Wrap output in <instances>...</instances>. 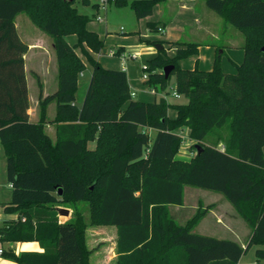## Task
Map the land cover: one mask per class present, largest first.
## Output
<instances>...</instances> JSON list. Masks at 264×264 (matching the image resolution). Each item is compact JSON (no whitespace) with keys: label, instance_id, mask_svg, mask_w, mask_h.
Returning <instances> with one entry per match:
<instances>
[{"label":"trees","instance_id":"16d2710c","mask_svg":"<svg viewBox=\"0 0 264 264\" xmlns=\"http://www.w3.org/2000/svg\"><path fill=\"white\" fill-rule=\"evenodd\" d=\"M108 1L130 6L143 19L165 0ZM204 1L241 32L244 59L232 74L222 70L220 56L209 71L184 69L179 62L197 56L200 44L148 43L162 49L147 61L144 85L165 95L173 78L174 90L186 102L171 104L161 96L151 103L133 100L126 73L94 59L89 51L100 54L104 42L88 29L90 19L77 11L75 0H0V145L12 187L2 208L17 215L0 224V243L38 242L43 250L2 251L6 259L90 264L89 227H115L117 264H238L253 246L255 257L264 260V0ZM19 14L52 39L57 61V90L45 98L40 93L36 123L28 115L23 59L28 46L15 28ZM157 26L147 23L149 30ZM69 36L76 37L74 46ZM163 46L175 48V54L169 56ZM75 50L92 67L81 106L75 96L85 64ZM167 66L174 69L165 78ZM51 103L56 104L50 122L55 141L45 130ZM170 109L176 112L173 119ZM185 129L197 143L189 160L177 158L183 144L177 131ZM212 130L224 151L217 140L214 146L204 144ZM186 185L221 194L232 205L252 230L245 248L193 232L210 206L198 207L183 225L171 217L169 207L183 206ZM76 203L87 206L89 223ZM69 206L71 218L60 222L58 209Z\"/></svg>","mask_w":264,"mask_h":264},{"label":"rangeland","instance_id":"374dc122","mask_svg":"<svg viewBox=\"0 0 264 264\" xmlns=\"http://www.w3.org/2000/svg\"><path fill=\"white\" fill-rule=\"evenodd\" d=\"M97 0H88V3H83L82 0H75L74 7L77 9V11L80 14L86 15L89 19V27L91 31L93 29L97 30L104 39L105 36L103 35V32L105 29L108 30V39L105 41V49H108L106 45L111 44V41H116L115 39H126L129 42V45L131 49L134 47L133 45H138V43H151L155 41H163V40H172V42H182V43H196L200 44V50L197 56H190L182 61L179 62V65L186 69H194L198 68L203 71H207L213 67V61H215L216 57L220 56V64L222 67V70L225 73L232 74L235 73V65H239V59L237 57L240 52L243 54L242 46L244 42L243 35L241 32L233 28L231 26H225L223 21L211 10H209L204 3V0H196L197 1V7L196 12L199 13L201 10V7L205 9L206 12L210 13L209 17H212L214 19H218V28L219 30H212L214 31V34L211 32H206L210 27L207 26V24L204 22L203 19V26L208 27L205 28L203 31L200 30L199 23H194L193 19L189 16L187 12L181 9V2L184 0H166V2L161 3L159 5H156L153 9V16L143 19H137L135 16V13L131 10L130 6H126L123 8H117L114 5H111L108 7V11L105 14H101L102 17H106V20H103L102 22H97L94 20V16L96 14V9L93 7V5L96 3ZM99 2V0H98ZM25 21V26H21V22ZM148 22L156 23L157 25L162 24L164 26V34L157 32L156 30H149L147 27ZM15 24L18 28V25L20 24L19 32L22 34L23 38H25L26 42H30L31 39L34 40L36 37H44L46 39H49L51 41V38L46 35L44 32L40 31L38 28H36L27 18L26 15L20 14L15 19ZM120 27H122L125 31V33H118L120 30ZM94 32V31H93ZM139 32V34L137 33ZM112 37V38H109ZM119 37V38H118ZM126 37V38H125ZM114 38V39H113ZM67 42L71 45L76 42L75 36H69L66 38ZM120 42V41H119ZM227 46V47H226ZM164 50H167V46H163ZM130 49L129 47H126ZM107 51V50H106ZM224 51L222 55H220V52ZM158 52V51H157ZM80 53V51H79ZM90 54L94 55L91 51H89ZM131 54V51L129 53H124V55ZM174 54L171 53L170 56H173ZM82 57L81 55H79ZM242 60V59H241ZM109 56H103L101 59V64L104 65H111L114 64L111 62ZM38 62V58L31 57L29 59V63L27 65L28 72H30L31 69L37 70L36 68H33L36 66ZM241 62V61H240ZM243 62V61H242ZM47 70L49 73L52 72L54 74V63L51 62L48 63ZM87 75V73H85ZM28 81H29V92L28 97L30 101L35 104L37 102V84H35V89H33L32 81L37 83L35 79L32 77V75H28ZM86 78V77H85ZM80 79V78H79ZM174 79L171 78L170 80V87L165 91V95L167 97V101L171 104H177V103H185L186 100L184 98H181L179 100H176L172 97V93L174 91ZM83 89L80 88V92L78 94V97L82 94ZM33 108V109H32ZM30 107L28 111V115H34L35 110L34 107ZM55 114V104H51L48 107V118L51 119ZM188 130L185 129L183 131H177L178 134L182 136L183 144L180 149V153H184L188 156L189 152L191 151V147L193 145H196L197 143L191 139H189L188 136ZM50 133V132H47ZM205 145H211L214 146V130H212L208 137L204 141ZM93 147V145H91ZM191 159V158H190ZM185 189V203L186 207L188 208L185 210L184 218L190 217L193 214V211L190 209V207H200L201 209L204 208V201L210 202V200H214V192L210 190H205L201 188H194L191 186L186 185L184 187ZM200 200V201H199ZM199 201V206H197V202ZM75 206L81 210V213L83 215V219L86 223H89V214L87 206L83 203H76ZM62 209L68 210V215H59V219L61 221H65L66 219H69L72 216V212L74 208L72 206L69 207H62ZM170 214L174 215L175 212L173 208L170 210ZM176 216V214H175ZM186 216V217H185ZM214 219L212 216H208L202 225H210V223ZM179 224L183 223L182 221L176 220ZM103 230V231H102ZM115 227H89L87 230V245L88 248H90L93 252H99L100 250L104 249L105 247L108 248L110 242H111V231L115 232ZM105 231V232H104ZM195 233L199 234H208L207 231H203V229L199 228L194 229ZM106 235L107 240L103 242L101 240V236ZM257 247L253 246L250 247L242 256L241 262L239 264H264V260L257 259L255 257V250ZM95 259V255L92 254L91 261ZM258 261V262H257Z\"/></svg>","mask_w":264,"mask_h":264},{"label":"crops","instance_id":"0c3cea01","mask_svg":"<svg viewBox=\"0 0 264 264\" xmlns=\"http://www.w3.org/2000/svg\"><path fill=\"white\" fill-rule=\"evenodd\" d=\"M164 2H166V0ZM164 2H162V3H164ZM204 3H205V1H204ZM94 5H97V7L95 8L96 14L93 17L94 20L96 21L95 18L99 14L98 0L96 1V3ZM110 6L111 5H109V7ZM196 7H197V1L196 0H184L181 2V9L189 14V16L193 19L194 23H199V25L201 27L200 28L201 31H203L205 28L208 29V27H210L206 32H208V33L211 32L212 34H214V31L212 30V28L215 31L219 30L218 19H215V17H214V19L212 17H209L210 13L206 12L205 9H203V7H201V10L199 11V13L196 12ZM19 15H17L16 18ZM152 16H153V14H152ZM152 16H150V17H152ZM106 17H107V15L104 17V20H106ZM150 17H148V19H150ZM203 19H204V22L207 24L208 27L203 26V22H202ZM223 23L225 24V26H228L224 21H223ZM25 24H26L25 21L21 22V26H25ZM87 27L89 30L92 29L89 27V24ZM157 27H162L163 34H164V26L162 24H159ZM15 28H16L19 39L25 45L28 46V51L23 56L24 71H25V77H26V84H27L28 92H29V86H28V84H29L28 75L29 74L32 75V77L35 79L36 82H37V79H36V77H37L39 79V82L41 85V89H40L38 86V82L35 83L34 81H32L33 89H35L34 86H35V84H37V90L35 89V91L38 92L37 102L35 104H33L29 99V109H30V107L31 108L34 107V110L36 111L34 115H29V120L32 123H36L38 121V118H39L38 117V112H39L38 104H39L40 93L42 95V98H45L47 96L53 95L57 90V61H56V56H55V52H54V48H53V42H52V39L50 41L49 39H46L44 37H36V38H34V40L31 39L30 42H26L25 38H23L22 34L19 32L20 24L18 25V28L15 24ZM92 31L97 33L98 36L100 37V39L103 38V36L97 30L93 29ZM108 33H109L108 30L105 29V31L103 32V35L105 36V38L102 39L104 42V48L100 54H94L93 55L94 59L97 60L101 64L102 57L103 56H109L110 60H112L111 62H113L114 64H111V65L101 64V65L107 69L122 70L126 73L132 99L135 101H140V102H148V103L153 102L157 96L161 95V93L156 92V94H152L150 92V88H148L147 86L144 85V82L141 78V75H142L141 66L146 64L148 60H150L156 56V54H157L156 46L145 44V43H138V45H133L134 47L131 49L129 42L126 39H124V38L121 39L118 37L119 39H115L116 41L113 40V41H111V44L106 45L108 47V49H105V41L108 39ZM118 33L122 34V33H125V31L122 27H120V30ZM137 33L139 34V32H137ZM109 38H112V37H109ZM163 41L172 42V40H163ZM75 44H76V42L71 44V46H74ZM126 47H129L130 49H128ZM167 49H168V47H167ZM75 51L78 55H81V53H79V50H75ZM118 51H119L118 55H116V54L110 55V52L116 53ZM129 51H131L132 54H136L138 56V58L135 60H129V61H126L125 63H123L121 60V55H124V53H129ZM175 51H176L175 48L167 50L169 56L171 55V53L175 54ZM199 51H201V50L199 49ZM223 53H224V51H221L220 55H222ZM31 57H36V59L38 58V62L36 64V66L33 67V68H36L37 70L31 69L30 72H28L27 65H28L29 59ZM237 57L239 59L238 60L239 64H241L243 59H244V52H243V54L240 52V54H238ZM81 60L85 64V70L80 74V77H79L80 79L78 80V90H77L76 96H75L77 106H81L83 103V100H84V97H85V94H86V91H87V88L89 85V81L91 78V74H92V67L88 64L86 59L84 57H81ZM51 62L54 63V74H52V72L49 73L47 70L48 63L51 64ZM186 69H188V68H186ZM211 69H212V67H211ZM211 69H209V70H211ZM209 70H207V71H209ZM85 73H87V75H85ZM81 87L83 89V92L78 97V94L80 92ZM51 104H53V103H51ZM48 107H47V118H48ZM55 114H56V104H55ZM55 114L51 119L48 118L49 122L45 128L46 133L50 132V133H47V135L53 141L56 140V130H55V125L50 124V122L53 121V119L55 118ZM168 116L173 119L176 116V112L174 110L170 109V110H168ZM181 131H183V130H181ZM150 133L152 136L154 135L153 131H150ZM214 140L216 141L217 139H214ZM91 145H93V147H91ZM94 147H95L94 143L89 144L90 149H93ZM217 148L221 151H224L225 144H224L223 140H221V139L217 140ZM263 154H264V147H263ZM188 156H193V155L191 152H189ZM177 158L182 159V160H189L191 157H187L186 154L179 152L177 155ZM11 191H12V187L10 184H8V182L6 180L5 156H4L3 149L0 145V224L6 220L17 219V215L5 214L4 210L2 208L3 204H6L9 202L10 196H11ZM199 201L196 204L197 206H199V204H200ZM209 206L211 208L207 211L206 215L200 220V222L197 224V226L194 229H197V231H198V229L201 228V229H203V231H207V233H208V234H205L204 236H209V237H213V238H217V239L235 241L239 245H241L243 248H245L247 246L250 238H251L252 230L245 223V221L236 213V211L234 210L232 205L221 194L214 193V200H212V201L210 200V202L204 201V208H207ZM172 208H173L176 216H175V214L174 215L170 214V215L174 220L182 221L183 223H180V225L185 224V222H187L195 214V212L197 210V207H195V208L190 207V209L193 211L192 216L184 218L185 210L188 209L186 207V203H185V189H184L183 206H171V207H169V210H171ZM208 216H212V218L214 220L210 223V225H207V227H206L205 225H202V224ZM69 219H66L65 221H61L60 219L59 220H60V222H66ZM110 233H111L110 234L111 235V237H110L111 242H110L108 248L105 247L104 249L100 250L99 252H92V254L95 255V259L91 261V256H92V254H91L90 258H89L90 264H117V254H116L117 233H116V230H115V232L111 231ZM197 234H199V233H197ZM199 235H203V234H199ZM100 238L103 242H105L107 240L106 235H102ZM0 250H2L4 252H6L8 250H12L16 255H19L21 253H42L43 252V250L40 248L38 242H18V243H12V244H8V243L1 244L0 243ZM241 259H240L239 263L241 262ZM0 264H17V263L6 259L1 254L0 255Z\"/></svg>","mask_w":264,"mask_h":264},{"label":"built area","instance_id":"2783aa9c","mask_svg":"<svg viewBox=\"0 0 264 264\" xmlns=\"http://www.w3.org/2000/svg\"><path fill=\"white\" fill-rule=\"evenodd\" d=\"M108 7H109V1L108 0H99V2H98L99 14L95 18L96 21L102 22L104 20V17H102L101 14H105L108 10ZM157 32L163 33L162 27H158ZM114 54H115V52H110V55H114ZM137 58H138V56L136 54H132V53L128 54V55H121V60L123 63H125L126 61H129V60H135ZM141 71H142L141 78H142L143 82H145L148 79V74L146 73L147 72V64H144L141 66ZM150 92L152 94H156V90H154V89H150ZM160 96L163 97L165 100H167L166 95L161 94ZM172 97L176 100L181 99V96L179 94H177L175 90L172 93ZM192 155H193V153H192ZM1 254H2V250H0V255Z\"/></svg>","mask_w":264,"mask_h":264},{"label":"water","instance_id":"95a60500","mask_svg":"<svg viewBox=\"0 0 264 264\" xmlns=\"http://www.w3.org/2000/svg\"><path fill=\"white\" fill-rule=\"evenodd\" d=\"M67 1L72 2L73 0H67ZM156 49H157V51H160V50L162 49V46H160V45H156ZM261 51L264 52V47L262 48ZM173 69H174L173 66H167V67H165V68L163 69V74H164L165 78H167V77L170 75V73H171V71H172ZM196 149L198 150V149H199V146H197ZM57 194H58L59 196H61V195H62V191L59 189L58 192H57ZM68 212H69V211L66 210V209H62V208H59V209H58V215H68Z\"/></svg>","mask_w":264,"mask_h":264}]
</instances>
